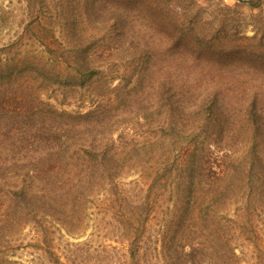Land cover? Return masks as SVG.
<instances>
[{
	"label": "trees",
	"instance_id": "trees-1",
	"mask_svg": "<svg viewBox=\"0 0 264 264\" xmlns=\"http://www.w3.org/2000/svg\"><path fill=\"white\" fill-rule=\"evenodd\" d=\"M135 1L60 0L59 26L71 37H96L122 21L117 2ZM44 2L27 0L34 18L40 19ZM156 11L177 37H200L196 28L188 31L182 26L174 9ZM38 21L41 36L55 31L53 21ZM72 64L79 75L99 74L92 57H73ZM20 65L1 68L16 71ZM254 77L264 81V74ZM200 80L188 70L170 72L162 85L171 141L165 155L116 147L102 131L112 115L107 109L74 115L40 101L39 116L31 115L28 107L27 116L6 119V136H0V264H15L1 254L27 227L39 226L48 217L74 231L85 204L100 198L108 211L119 212L130 264H147V227L170 199L173 209L166 213L170 218L161 240L163 257L170 264H243L238 240L244 250L252 248L257 259H264L259 225L264 220V85L224 87ZM18 91H5L3 98L16 101ZM3 106L6 116L12 106ZM191 124L204 127L205 136L184 145L182 135ZM96 140L100 145L94 146ZM214 148L222 155L213 163ZM132 173L140 179L126 185ZM12 175H25L26 182L7 189L4 182Z\"/></svg>",
	"mask_w": 264,
	"mask_h": 264
},
{
	"label": "rangeland",
	"instance_id": "rangeland-1",
	"mask_svg": "<svg viewBox=\"0 0 264 264\" xmlns=\"http://www.w3.org/2000/svg\"><path fill=\"white\" fill-rule=\"evenodd\" d=\"M59 1L45 0L37 19L31 15L27 0H0L2 138L6 136V119L12 115L27 116L28 107L33 111L31 115L39 116L41 101L59 112L74 115L107 109L112 115L107 119L108 129L102 126V131L106 138L116 141V147L132 153L145 150L144 153L158 151L165 155L171 141L165 124L162 85L170 72L179 75L188 70L204 85H264V81L258 82L259 77H254L264 74V0L117 2L115 7L124 13L122 21L116 27L103 29L96 37H71L64 33L59 26ZM159 7L174 9L182 26L188 31L196 28L200 37H177L165 27L156 11ZM38 20L53 21L55 31L41 36ZM75 28H79L77 23ZM186 45L190 47L185 48ZM198 49L203 52L200 54ZM73 57H92L99 74H77ZM8 63L21 65L16 71L1 68ZM12 88L19 90L16 101L3 98V93ZM4 102L12 106H8L10 112L6 116ZM191 125L182 135L184 145H189V140L194 143L193 137L205 136L204 127L196 129L199 125ZM94 144L100 145L98 141ZM213 153L214 158L222 155L218 148ZM7 178V189L26 182L25 175ZM138 179L139 175L132 173L124 183L130 185ZM170 200L147 227L143 239L147 264H170L163 257L161 241L163 226L170 218L166 213L173 209ZM84 207L74 231L57 218L45 217L39 226H29L15 238L1 254L3 259L15 264H56L58 260L63 264H130L128 243L121 236L123 228L118 223L119 212L108 211L101 198L89 200ZM259 225L264 239V220H259ZM236 245L243 264H264L252 248L244 250L242 240Z\"/></svg>",
	"mask_w": 264,
	"mask_h": 264
}]
</instances>
